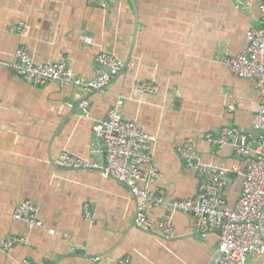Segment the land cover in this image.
<instances>
[{
    "label": "crops",
    "instance_id": "obj_1",
    "mask_svg": "<svg viewBox=\"0 0 264 264\" xmlns=\"http://www.w3.org/2000/svg\"><path fill=\"white\" fill-rule=\"evenodd\" d=\"M237 1L241 4H237ZM261 0H0V242L25 244L0 249V264H212L215 234L202 238L193 217L149 207L129 189L102 175L103 144L93 125L122 100L124 120L153 136L154 166L161 178L150 189L168 200L196 196L202 178L187 169L177 149L191 144L200 160L229 170L224 196L233 207L241 192L245 161L232 146L212 147L205 136L223 128L257 136L255 84L223 65L246 49V32L260 27ZM19 48L34 64L64 59L90 80L95 58L108 53L125 64L103 92L71 86H34L11 66ZM136 82L157 94L133 90ZM87 101L85 112L80 103ZM67 152L97 166L62 169ZM144 170L147 167L143 168ZM39 208L40 227L12 219L15 207ZM91 218L84 216L85 207ZM142 208L152 224L169 219L170 240L139 230ZM263 238H264V231ZM82 254V255H80ZM246 264H264L252 254Z\"/></svg>",
    "mask_w": 264,
    "mask_h": 264
},
{
    "label": "built area",
    "instance_id": "obj_2",
    "mask_svg": "<svg viewBox=\"0 0 264 264\" xmlns=\"http://www.w3.org/2000/svg\"><path fill=\"white\" fill-rule=\"evenodd\" d=\"M237 4L241 5L238 1ZM259 21L260 27L246 32L244 52L222 61L233 76L255 84L258 104L254 130L257 136L241 133L236 128H223L217 136H205V140L216 149L232 146L235 155L245 161L243 171L235 170L242 177V182L239 198L233 207L227 205L224 196L229 170L204 164L189 143L179 147L177 155L187 169L202 178L196 196L186 200H168L164 191L152 192L150 188L161 178L152 154L155 138L144 133L135 123L123 119L122 100L113 104L107 116L93 125L95 136L103 144V177L125 185L135 198L149 207L166 208L171 214L193 217L195 232L202 238L215 234L219 242L212 264H246L250 255L264 254V0L259 6ZM14 57L11 68L23 81L34 86L51 83L71 86L83 93L103 92L120 72L132 68L131 64H125L111 54L100 53L95 58L94 76L84 81L72 72L64 59L55 64H34L25 48H19ZM133 90L140 94H157L159 89L151 83L136 82ZM79 106L85 112L88 103L83 101ZM56 165L62 169L97 168L67 152L58 156ZM145 167L146 170L143 169ZM38 213L39 208L35 204L22 202L15 207L12 219L30 227H40ZM84 216L91 218L87 206ZM134 222L143 232H152L156 228L162 238H172L173 226L169 219L152 224L140 208ZM25 242V238H8L0 242V249L6 250ZM98 260L93 259L94 264H98ZM119 264H128V260L124 259Z\"/></svg>",
    "mask_w": 264,
    "mask_h": 264
},
{
    "label": "water",
    "instance_id": "obj_3",
    "mask_svg": "<svg viewBox=\"0 0 264 264\" xmlns=\"http://www.w3.org/2000/svg\"><path fill=\"white\" fill-rule=\"evenodd\" d=\"M80 255H82V254H80Z\"/></svg>",
    "mask_w": 264,
    "mask_h": 264
}]
</instances>
